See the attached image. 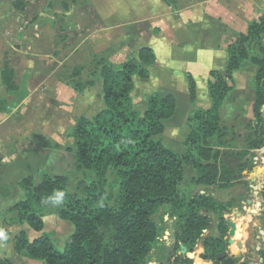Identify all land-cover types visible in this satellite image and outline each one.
I'll list each match as a JSON object with an SVG mask.
<instances>
[{"label":"trees","instance_id":"obj_1","mask_svg":"<svg viewBox=\"0 0 264 264\" xmlns=\"http://www.w3.org/2000/svg\"><path fill=\"white\" fill-rule=\"evenodd\" d=\"M19 3L21 5L17 6ZM13 4L20 12L27 8L21 0ZM76 5H81L78 0H65L62 7L70 11ZM228 53L225 74H210L211 107L196 109L188 120L189 134L182 155L167 147L160 138L166 123L176 114L175 97L154 94L144 112L136 108L132 97L136 87L134 77L148 78L149 69L156 62L152 49L142 48L120 66L104 58L96 59L98 72L90 76L92 82L87 85L75 82L83 72L77 69L67 85L83 92L101 81L104 104L93 118L76 119L67 132V138L72 140L67 152L73 156L82 178L75 193L65 176L40 173L19 183L25 198L7 212L13 214L16 225H27L41 234L30 239L23 231L15 238V253L44 264H151L152 253L166 229L155 219L161 210L177 221L176 247L179 250L181 245L194 248L202 242L211 260L224 252V236L228 230L224 216L232 213L236 201L227 202L226 197L216 199L210 192L192 196L189 189L183 187L185 169L192 167L196 171L192 179L196 186L214 187L223 192L243 179L244 190L251 191V181L245 179L254 174L256 157L264 151V13L250 22L247 32L238 36ZM248 63L258 68L254 83L255 120L249 123L252 134L245 137V147L232 153L243 164L230 168L221 157L222 150L232 148L222 111L234 90L235 73ZM15 75L7 61L1 69V83L6 92L19 90ZM1 93L0 113H5L9 102ZM190 93L195 103L197 85L193 79H190ZM48 148L57 149L58 145L48 143ZM262 190L264 199V188ZM262 214L264 216V210ZM50 216L74 227L72 241L63 251L43 232L45 219ZM213 219L215 225L211 227ZM209 228L213 233L205 238L204 231ZM259 256L260 264H264V242ZM170 262L171 259L166 264ZM0 264L14 263L0 256ZM223 264L238 262L229 255ZM241 264H249V261Z\"/></svg>","mask_w":264,"mask_h":264},{"label":"crops","instance_id":"obj_2","mask_svg":"<svg viewBox=\"0 0 264 264\" xmlns=\"http://www.w3.org/2000/svg\"><path fill=\"white\" fill-rule=\"evenodd\" d=\"M90 2L92 3L93 0H90ZM247 2L248 0H240V3L235 5V0L98 1L96 19L92 20V23L88 24V26L93 29L98 28L96 34L99 36L102 33V38H104L101 44L98 45L97 53L100 57L107 59L115 66H120L130 57L136 56L142 48L147 47L153 50L156 56V62L149 69L148 78L142 79L139 76L134 77L136 87L132 93V97L135 101L136 108L143 112L146 111L148 101L154 94L161 97L169 95L175 97L177 102L176 114L172 120L166 123V130L160 138L167 147L178 155H182L186 151L184 141L189 134V128L187 126L188 120L192 118L196 109L208 110L211 107L208 93V83L211 72L225 74L229 65L228 49L230 45L236 42L240 34L247 32L250 22L246 20L243 25L241 18L240 21L236 22L238 17H234V10L236 9L239 10L240 15L246 14L245 11H248L249 8ZM83 5L85 4L76 5L75 7L72 6L73 11L75 12L76 8L83 7ZM28 12L29 8H26L24 12L18 11V13H11V16H13L12 21L14 22L15 19L22 20V22L23 20L26 21ZM245 18L247 17L245 16ZM233 19L236 20L233 21ZM83 23L84 19L82 24ZM54 24L55 22H52V26L55 27ZM117 31H119V33H117ZM12 43L13 42H11V44ZM64 43V47L66 48V45H71L72 41L67 38ZM53 45H55V43ZM5 51H8V47H6ZM6 54L7 53H5L4 56ZM12 62L11 65L16 72L15 81H17L19 70H17L16 64H14V62L12 64ZM33 72L34 74L30 75V77L33 78V84L27 91L24 86L17 81L19 85L18 91L12 93L5 92V96L8 100L10 99L8 97L10 94H14L16 99H10L6 112L0 113V115H6V117L2 119V121H4L2 124L23 125V127L33 125V128H31L33 131L35 126H39L45 130L48 135V137H43L44 140H60L62 138L59 132L60 129H58L60 126L55 124V119H51L53 117L48 118L45 114L41 113L42 110L37 101V97L41 93H45H40L41 90L53 92L51 94L59 97L70 92H73L75 97L83 93L80 96L79 103L81 108L83 105H86V109H88V99L96 89L100 94V102H93V98H91L92 105L90 107V109L92 108L93 110L96 108L95 112L92 114L86 112L83 113L82 116L91 119L103 109V86L101 81H96L94 86L87 88L83 92H77L55 77V69L34 70ZM41 72L44 73L41 74ZM46 78H50V80H48L49 84H46ZM190 79H193L197 85V99L195 103L192 102L191 98ZM34 83L35 87L33 89ZM66 88L70 90H66ZM53 102L51 108L57 109L56 102ZM230 106L231 105L226 104L223 109L225 114H229V110L227 109L230 108ZM45 151L46 150H44V152ZM47 151V153H39L36 151V153L28 157L18 152L17 159L12 164L6 165V167L5 165L3 166L5 170H3V168L0 170V211L6 207L12 208L24 199V192L21 190L19 183L27 177L37 176L42 172V169L47 168L50 157L55 159L54 166L56 162L57 165H60L65 156L70 155L72 157L71 154L62 150ZM62 154L65 156H62ZM188 173L190 175V180L197 175L196 171L191 167L185 169L186 178H189ZM250 183L252 184V181ZM262 186L263 182L261 184L260 196L263 192ZM11 190H17L15 192L16 194L18 191L19 193L21 192L22 197L20 198V194H17L18 196L16 194L10 196L9 193ZM202 193L203 192H201V194ZM255 194L258 195L259 192L256 191ZM263 205L264 199H262V203L255 204L254 207L258 210V213L263 212ZM247 218L248 217L243 216L244 225L242 226L239 224V220L235 221L240 227V234L245 232L247 235L249 234L247 228L244 229L245 231H242L245 223L249 225L251 222L250 219H252V217L250 216V219ZM255 218L257 219V217ZM257 223V225L252 224L251 227L257 226V228H259V233L256 234V236L257 238L262 237L264 242V216L262 219L259 218V221L257 219ZM16 226L21 228H17L19 230L12 235L13 240L15 236L17 237L22 231H29L28 234L32 231L28 226L23 227L15 225V227ZM239 241H242L244 244L242 248L244 258L242 257V261H240L243 262L245 259L249 261V264H260L262 260L259 256V251L262 247L254 249L249 245L246 249L244 241ZM11 242L10 245L8 241L7 249L12 252L14 256L10 253L6 256L12 259L14 263L18 261L20 257L15 253L14 244ZM0 245L2 244L0 243ZM0 251L3 250L0 248ZM250 251L251 253H249ZM1 254H3V252Z\"/></svg>","mask_w":264,"mask_h":264},{"label":"rangeland","instance_id":"obj_3","mask_svg":"<svg viewBox=\"0 0 264 264\" xmlns=\"http://www.w3.org/2000/svg\"><path fill=\"white\" fill-rule=\"evenodd\" d=\"M14 1L15 0H0L1 94L7 99L5 96L6 91L1 83V69L7 61H9L10 64L13 61L14 64H16V68L19 70L17 81L24 86L26 91L33 84V78H31L30 75L34 74V70L55 69V77L61 80L60 82L67 84L69 82L67 80L70 79V76L75 73L77 69H80L83 72L80 78H75V82L80 81L83 85H87L92 82L90 76L98 72V61H96V59L102 58L97 53L98 45L101 44L102 39L104 38H102V33L99 36L96 34L98 28H90L88 24H91L92 20L96 19V8L98 7L99 0H93L92 3L90 0L87 3H85L86 0H78L81 5L82 3H85V5H83V7L76 8L75 12L73 11V7H71L70 11H65L63 9L62 4L65 2V0H21V3L26 5L27 9L29 8V12L26 15L27 20H23V22L19 19V21L16 19L14 22L12 21L13 16H11V13H18V7L13 4ZM237 3H240V0H235L234 4L236 5ZM247 3L249 8L248 11H245L246 14L240 15L238 9L234 10V17H238L237 20L235 19L236 22L240 21L241 18L243 25L246 20L251 22L252 20H255V18H259L261 14L264 13V0H248ZM18 5L21 4L19 3L17 6ZM245 16L247 18H245ZM83 19L84 23L82 24ZM235 20L233 19V21ZM52 22H55V27L52 26ZM82 25L88 27L86 28ZM117 33H119V31H117ZM67 38L71 39L72 44L66 45L67 47L65 48L64 41ZM11 42L13 43L11 44ZM54 43L55 45H53ZM5 46L8 47L7 52L5 51ZM5 53L7 54L4 56ZM257 71V67L248 63L243 70L235 73V87L230 99L228 100L229 103L227 102V105H231L230 108L227 109L229 110V114H225L224 111H222L224 122L229 127V137L227 139L232 141V148L228 151L222 150L221 157L222 161L230 168H234L240 164H243L240 158L233 155L232 153L236 149H243L245 147V137L248 134H252V132L249 131L248 126L249 123H254L255 120L253 114V104L255 101L254 83ZM43 73L44 72H41V74ZM48 80H50V78H46V84H49ZM34 87L35 83L33 89ZM66 90L70 89L66 88ZM40 93V95L37 97V101L40 109L42 110L41 113L45 114V116L48 118L53 117L51 119H55V124L60 126L58 129H60L59 132L61 133L62 138L60 140L58 139V141L44 140L43 137H48V135L41 127L35 126L33 131L31 129L33 128V125H29V127H23V125H10L7 123L2 124V122H4L2 119H4L6 115H0V170L4 165L6 167V165L12 164L17 159L18 152L24 154L25 156L27 155V157L31 156L33 153H36V151L39 153L44 152V150H46V153L48 152L47 150H62L67 152V147L72 142V140L67 138V132L73 126L75 120L82 116L83 113L89 112L92 114L95 112L96 108L94 110L92 108L90 109L92 105L91 98H93V102H100V94L96 89L88 99V109H86V105H83L81 108L79 103L80 96L83 93L78 94L77 97L74 96L73 92L65 93L61 97L51 94L53 92H47L43 90H41ZM8 97L10 99L14 98L13 100L16 99L14 94H10ZM9 100L7 99L8 102ZM53 101L56 102L57 109L51 108L52 104L54 103ZM48 143L58 145V148L49 149ZM62 156L65 155L62 154ZM72 157L70 155L65 156L60 165H57L56 162L55 166V159L50 157V162L47 164V168L42 169V172L40 173H43V175L48 174L51 177L65 176L68 179L71 191L75 193L77 183L82 178V175L76 170L75 162L74 159L72 160ZM262 157H264L263 154L259 157H256L257 168L259 169V172L256 175L254 173L257 181L252 182V185L257 187L256 191L259 192V194L256 195V191L255 193L253 191H249L245 196L249 197V194H252V197H250L251 204L245 206V209L243 210V216L248 217L247 219H250V216L252 217V219H250L251 222L249 225H247L248 223H245V226L242 229V231H245L244 229L247 228L249 234L247 235L246 232L240 234V227H237L236 236L234 237L235 241L244 240L246 249L249 245L254 249L261 248L263 243L262 237L257 238L256 236V234L259 233V228H257V226L251 227L252 224L257 225V219L259 221V218L262 219L263 217V214L261 212L258 213V210L254 207L256 203H262L263 199V197L260 196L261 184L264 182V163L262 162ZM3 170H5V168H3ZM243 174H246V172ZM188 176L189 178L187 177L185 179V184L183 187L189 189V192L192 196H195L201 192L206 194L209 192H216V194H221V197H223V193L217 191L214 187L196 186L192 182V179L190 180L189 173ZM251 177L246 178L245 180L251 181ZM242 182L243 179H239L236 184H241ZM16 191L17 190H11L9 195L13 196L16 194ZM114 192H116L115 197L119 200L117 191L115 190ZM17 194H20V198L22 197L21 192L19 193L18 191ZM245 197L243 198L245 199ZM244 202L246 201L244 200ZM9 209V207H6L0 211V243L2 244L0 245V248L3 250L0 251V256L2 258H8L7 256L9 253L13 255V253L7 249L8 241L9 244L11 241L14 244L15 239H12V235L19 230L17 228H21L18 226L15 227L16 224L12 220L13 214H9L7 212ZM166 216H168V219H166ZM255 217H257V219ZM163 218L165 221L162 220ZM155 219L159 224H164L166 228L165 232L167 233L163 234L161 240L156 245L152 253L151 264H166L170 259H172L170 264H179L180 260L178 256L181 253L184 254L186 250L183 249L184 247H181L180 250L176 247V238L178 233L177 221L171 219L169 215H166L164 210H161L159 214L155 216ZM45 220L46 224L43 232L49 234L56 247L63 251L65 247H67V245H69V243L72 241L74 227L69 222L58 219L55 216H50ZM225 220L226 222L239 220V224L241 226L244 225L243 217L238 218L236 213L225 216ZM24 226L27 225H23V227ZM22 232H20V234ZM28 232L26 233L29 238H35L41 234H38L33 230L30 234H28ZM210 235L211 232L206 231L204 232L203 236L207 238ZM227 239L229 240L228 236ZM228 250L230 251V254H233V252L235 253L238 249L235 245H230ZM194 251H196L198 255L196 254L197 258L192 261V264H207L204 262L205 260L202 258V256L200 258V254H207L206 250H204L202 242H200L199 245L195 247ZM2 252L3 254H1ZM249 253H251V251ZM18 256L20 259L15 261V264H44L41 261L32 260L26 256ZM186 264H190L189 261ZM209 264H211V262H209Z\"/></svg>","mask_w":264,"mask_h":264},{"label":"flooded vegetation","instance_id":"obj_4","mask_svg":"<svg viewBox=\"0 0 264 264\" xmlns=\"http://www.w3.org/2000/svg\"><path fill=\"white\" fill-rule=\"evenodd\" d=\"M251 184V183H250ZM235 187H233V188H231V189H228V190H225V191H223L222 193L224 194H222V196L223 197H221V194H216V192L214 193V192H210V193H213L214 195H216L215 197H216V199H221V198H224V197H226V199H227V202H231V201H236L235 202V204H236V207H234L233 209H232V213H230V214H225V216H228V215H231V214H235L236 213V215L238 214L237 212H241L242 210H244L245 209V206H247L248 204H249V200H250V197H252L251 195L252 194H249V197H245L246 196V194H248V192H246L245 190H244V188H243V186L241 185V184H235L234 185ZM251 186H252V184H251ZM250 186V187H251ZM254 192L255 193V191L256 190H254L252 187H251V192ZM204 194H206V193H204ZM231 194H233V195H231ZM242 195V197L240 198V196ZM243 197H245V199L243 198ZM244 200L246 201V202H244ZM225 216H224V218H225ZM225 224H226V226L228 227V230H227V233H226V235L224 236V240H225V246H226V250L224 251V252H222L220 255H218L217 257H216V259L215 260H211L210 258H209V256H208V254H204V255H206L207 256V259L204 261V262H206L207 264H209V262H211V264H223V262L227 259V257L229 256V255H232V253L230 254V251L228 250L229 249V245L227 244L228 243V239H227V236L230 238V236H229V232H230V227H229V224L226 222V220H225ZM215 225V222H214V219L212 220V222H211V227H213ZM206 231H210L211 232V235H212V231H213V229L212 228H209L208 230H206ZM206 231H204V232H206ZM167 232H165V234H166ZM169 234V233H168ZM210 235V236H211ZM219 236V235H218ZM209 237V236H208ZM199 245V244H198ZM198 245H196V246H198ZM195 246V247H196ZM181 247H184L185 248V250H186V252L183 254V253H181V254H179V256H178V258H179V260H180V263L181 264H186L188 261H189V263L190 264H192V261L194 260V259H196L197 258V252L196 251H194L195 250V247L194 248H191V247H186V246H183V245H181ZM204 250H205V248H204ZM196 252V253H195ZM189 253H192L193 254V258H190L189 257ZM207 253V252H206ZM197 254V255H196ZM201 256H202V254H200V258H201ZM235 257V256H234ZM236 258V257H235ZM243 258H244V256H243ZM172 260V259H171ZM237 260V259H236ZM169 261V260H168ZM245 261H247V260H245L244 259V261L243 262H245ZM237 262H238V264H241V263H243V262H241V261H239V260H237ZM179 263V264H180Z\"/></svg>","mask_w":264,"mask_h":264},{"label":"water","instance_id":"obj_5","mask_svg":"<svg viewBox=\"0 0 264 264\" xmlns=\"http://www.w3.org/2000/svg\"><path fill=\"white\" fill-rule=\"evenodd\" d=\"M263 156H264V151H263ZM262 162L264 163V157H262ZM258 172H259V169L256 168V169L254 170L255 175L258 174ZM251 179H252V180H251L252 182L257 181V179L255 178L254 174L252 175ZM252 186H253L252 188H253L254 190H257V187H256L255 185H252ZM263 188H264V182H263L262 189H263ZM202 194H204V192H203ZM249 204H251V201H250V200H249ZM236 216H237L238 218H242V217H243V210H242V212H238V214H237ZM166 219H168V216H166ZM227 223L229 224V227H230V232H229V236H230V238H229L227 244H228L229 246H230V245H234V244H236V248H237L238 250H237L235 253L233 252L232 255L235 256L237 260H241L242 257H243V254H242V248L244 247V244H243L241 241L235 243L234 237L236 236V232H237V224H236L235 221H228ZM183 249H185V248H183ZM189 257H190V258H193V254H192V253H189ZM202 258H203L204 260H206V259H207V256H206V255H202Z\"/></svg>","mask_w":264,"mask_h":264},{"label":"bare ground","instance_id":"obj_6","mask_svg":"<svg viewBox=\"0 0 264 264\" xmlns=\"http://www.w3.org/2000/svg\"><path fill=\"white\" fill-rule=\"evenodd\" d=\"M243 241H244V240H243ZM237 242H239V240H238V241H236V243H237ZM241 242H242V241H241ZM234 245L236 246V244H234ZM198 262H199V261H198Z\"/></svg>","mask_w":264,"mask_h":264}]
</instances>
